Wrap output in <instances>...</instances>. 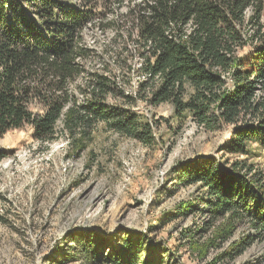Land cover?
I'll use <instances>...</instances> for the list:
<instances>
[{
	"label": "trees",
	"instance_id": "obj_1",
	"mask_svg": "<svg viewBox=\"0 0 264 264\" xmlns=\"http://www.w3.org/2000/svg\"><path fill=\"white\" fill-rule=\"evenodd\" d=\"M262 11V0H0V136L28 126L42 144L65 136L74 156L102 126L150 147L151 124L129 107L139 99L169 105L175 118L190 117L205 133L230 128L221 150L231 162H186L178 172L182 184L203 192L179 213L205 218L196 240H209L195 245L198 260L221 247L211 264H233L264 243V168L256 161L264 159ZM97 18L120 46L114 65L143 79L134 95L119 89L102 65V71L87 67L101 62L84 37ZM106 50L110 56L113 49ZM135 58L138 66H128ZM115 97L125 107L109 104ZM5 158L0 151V162ZM94 243L82 247L90 264H137L141 241L133 236L107 255L103 243L91 249Z\"/></svg>",
	"mask_w": 264,
	"mask_h": 264
},
{
	"label": "rangeland",
	"instance_id": "obj_2",
	"mask_svg": "<svg viewBox=\"0 0 264 264\" xmlns=\"http://www.w3.org/2000/svg\"><path fill=\"white\" fill-rule=\"evenodd\" d=\"M99 19L84 37L101 62L92 60L87 67L102 71V65L119 89L134 95L143 79L114 65L111 56L120 46L113 44L114 32L103 30ZM108 46L113 49L110 56ZM129 63L137 67L139 62L135 58ZM109 104L126 105L120 97ZM129 107L141 123L151 124L150 147L102 126L93 129L85 150L74 156L65 136L42 144L28 126L0 136V151L6 154L0 162V264H90L82 253L85 242H95L91 249L103 243L101 251L107 255L127 235L141 241L137 264H211L221 253V247L208 249L198 260L195 245L209 240V235L196 240L205 218L179 213L183 204L199 200L203 192L197 185L182 184L178 170L183 163L210 158L231 162L221 150L230 128L205 133L190 117L175 118L166 104L151 106L139 99ZM57 129L61 137V123ZM256 161L264 168V159ZM263 252L264 243L256 244L233 264H257Z\"/></svg>",
	"mask_w": 264,
	"mask_h": 264
}]
</instances>
